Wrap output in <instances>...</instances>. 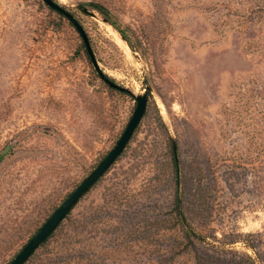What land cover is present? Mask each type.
<instances>
[{"label":"rangeland","instance_id":"rangeland-1","mask_svg":"<svg viewBox=\"0 0 264 264\" xmlns=\"http://www.w3.org/2000/svg\"><path fill=\"white\" fill-rule=\"evenodd\" d=\"M55 2L104 73L146 93L147 106L120 156L23 264H264V0ZM81 43L41 0H0V264L133 112L134 97L100 79ZM177 194L197 239L174 216Z\"/></svg>","mask_w":264,"mask_h":264},{"label":"water","instance_id":"water-1","mask_svg":"<svg viewBox=\"0 0 264 264\" xmlns=\"http://www.w3.org/2000/svg\"><path fill=\"white\" fill-rule=\"evenodd\" d=\"M50 9L56 11L66 18L72 26L77 31L85 46V51L89 57L90 63L96 72V74L102 79L109 87L116 89L121 92L130 94L135 99V106L133 112L124 127L119 138L113 145V147L107 152V154L99 161V163L93 168V170L65 197V199L60 203V205L49 215V217L44 221V223L35 231V233L29 238V240L24 244V246L15 254V256L7 264H23L34 252V250L39 247L42 242L57 228L59 223L67 216V214L72 210L78 200L97 182V180L109 169V167L114 163L118 156L122 153L126 144L130 140L132 133L140 123L141 118L144 115L147 106V96L146 93L133 94L127 88L112 82L105 76L104 71L101 69L98 60L92 50L88 36L82 27V25L77 21V19L66 10L63 6L55 2L54 0H41ZM83 13L93 16L91 11L85 8H80ZM172 150L176 154V144L172 141Z\"/></svg>","mask_w":264,"mask_h":264},{"label":"trees","instance_id":"trees-1","mask_svg":"<svg viewBox=\"0 0 264 264\" xmlns=\"http://www.w3.org/2000/svg\"><path fill=\"white\" fill-rule=\"evenodd\" d=\"M55 1V0H54ZM89 5L92 6L93 9H95L100 15L101 17L108 22L119 34L120 36L125 40L128 41L127 35L124 32V30H122V28L119 27V25L116 23V21L113 19L112 14L109 12V10L102 4L97 3V2H91L89 3ZM54 11V10H53ZM56 12V11H55ZM57 13V12H56ZM58 15L60 17H64L63 15L59 14ZM72 25V24H71ZM82 42V41H81ZM81 48L83 49V51L85 52L87 59L89 60V57L85 51V46L83 44V42L81 43ZM90 61V60H89ZM105 76L110 79L112 82L116 83L115 80L111 77H109L108 75L105 74ZM111 88V87H110ZM113 89V88H111ZM172 149V146H171ZM172 161H173V169L175 172V177L178 178L179 175V159L176 156V154L173 153L172 150ZM173 208H174V216L176 218V220L178 221V223L181 225L185 236L188 239H192V238H199V235L196 233V231L191 227V225L188 223L187 218L183 212V207H182V202L181 199L179 197V195L177 194L175 196L174 199V203H173ZM52 234V233H51ZM50 237V236H49ZM47 237L45 239V241L49 238ZM44 241V242H45Z\"/></svg>","mask_w":264,"mask_h":264},{"label":"flooded vegetation","instance_id":"flooded-vegetation-1","mask_svg":"<svg viewBox=\"0 0 264 264\" xmlns=\"http://www.w3.org/2000/svg\"><path fill=\"white\" fill-rule=\"evenodd\" d=\"M97 181H98V180H97ZM69 213H70V212H69ZM69 213H68V214H69ZM68 214H67V215H68ZM47 218H48V217H47ZM60 223H61V222H60ZM60 223H59V224H60ZM50 235H51V234H50ZM50 235H49V236H50ZM49 236H48V237H49ZM44 241H45V240H44ZM44 241H43V242H44ZM43 242H42V243H43ZM31 255H32V254H31Z\"/></svg>","mask_w":264,"mask_h":264},{"label":"bare ground","instance_id":"bare-ground-1","mask_svg":"<svg viewBox=\"0 0 264 264\" xmlns=\"http://www.w3.org/2000/svg\"><path fill=\"white\" fill-rule=\"evenodd\" d=\"M129 54V53H128Z\"/></svg>","mask_w":264,"mask_h":264}]
</instances>
